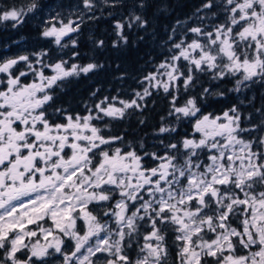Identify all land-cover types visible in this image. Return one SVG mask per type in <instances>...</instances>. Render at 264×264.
Returning a JSON list of instances; mask_svg holds the SVG:
<instances>
[{
	"label": "snow or ice",
	"instance_id": "snow-or-ice-1",
	"mask_svg": "<svg viewBox=\"0 0 264 264\" xmlns=\"http://www.w3.org/2000/svg\"><path fill=\"white\" fill-rule=\"evenodd\" d=\"M118 2L114 0L112 6ZM147 6L146 0L134 5L141 10ZM39 7L37 0L20 7L4 5L0 20L22 23ZM84 7L95 5L84 0ZM213 9L228 13L226 22L211 31L188 28L185 37L194 34L191 42H173L178 55L171 56L172 63L159 65L167 79L157 80V74L144 77L151 87L169 93L182 85L187 91L195 87L196 72L221 80L237 77L230 91L264 85V0H205L197 12H207L199 19L208 13L215 17ZM59 23L61 27L52 24L42 36L54 37L57 45L66 47L62 38L77 32L80 25ZM134 25L147 29L149 21L133 11L115 25L125 44L124 30ZM96 45L103 47L104 41ZM32 55L34 61L20 55L0 62L4 76L0 79V264H47L46 258L54 254L63 257L62 264H168V231L176 234L178 264H210L208 258L213 264H264V108L245 116L249 126L242 127L236 105L213 116L201 111L196 97L177 105L178 95L173 94L168 116L176 123H163L161 117L157 135L171 137L184 119L192 123V135L176 143L165 144L161 139L163 154L144 151L141 155L131 146L127 151L113 147L124 137L105 136L109 125L100 127L93 121L122 120L132 114L129 109L142 114L146 104L138 101L152 95L149 88L135 92L130 101L105 96L94 105L95 111L88 108L83 116L56 108L66 122L50 123L48 108L54 89L69 77L87 75L103 65L66 66L65 60L46 64L47 52ZM180 61L187 63L181 66ZM21 62L26 70L15 74ZM45 68L54 74L46 75ZM29 75L35 79L23 83L22 78ZM205 94H211L208 88L201 96ZM116 100L121 107L112 103ZM257 116L258 123H251ZM245 133L251 139H245ZM146 157L158 161L156 166L145 167ZM116 196L119 199L107 208ZM93 203L106 208L103 216L114 218L115 228L89 210ZM234 219L239 227L233 226ZM78 220L86 227L83 234L77 231ZM143 227L151 231L143 234L144 243L139 246L143 255L132 260L127 250ZM63 237L75 242L70 253L64 251ZM93 238L94 244L90 243ZM241 250L244 254H238Z\"/></svg>",
	"mask_w": 264,
	"mask_h": 264
},
{
	"label": "trees",
	"instance_id": "trees-1",
	"mask_svg": "<svg viewBox=\"0 0 264 264\" xmlns=\"http://www.w3.org/2000/svg\"><path fill=\"white\" fill-rule=\"evenodd\" d=\"M113 2L114 0H106L105 6L97 9L95 15H88L90 17H83L78 21L77 24L80 27L76 34L75 46L70 44L61 47L54 44L52 40L42 37L34 19L15 24L1 25L0 22V47L7 44V51L13 57L15 51H21V48H18L21 45L22 51L28 50L29 54L39 50L47 52L45 59L51 62L67 60L66 66L72 63L85 65L90 62L103 65L102 68L87 75L69 77L60 87L54 89V100L51 102L52 106L48 108V114L55 120H62V116L55 113L56 108H63L68 114L84 115L88 108H93L95 111L94 105L105 96L110 100L112 97H118L119 100L130 101L135 98V92H143L147 88L144 77L154 72L161 62L173 55V41L185 36L189 25L188 19L194 13H198L197 9L205 0H146L148 6L144 10L134 7L137 0H119L115 6H112ZM1 3L6 5L4 1H0V7H3ZM9 4L10 2L7 3ZM13 4L16 5V2ZM133 11L136 14H142L149 21V25L147 29L135 25L131 29L125 28V35L128 37V43L125 44L117 35L114 23L124 22ZM216 13L218 17L220 12ZM208 14L211 15V13ZM177 21L182 24L178 26ZM174 27L176 32L173 35ZM170 35L173 36L172 40H169ZM100 40L104 41L103 47L96 45V42ZM114 42L117 45L115 47ZM74 52L78 53V56H73ZM194 75L197 78L195 87L187 91L182 85L178 91L173 88L169 93L161 89H150L152 95L146 97L143 102L138 101L146 104L142 114L139 110L129 109L128 112L132 114H126L122 120L105 117L103 121H93V123L100 127L109 125V128L104 131L105 136H123L124 139L117 145L118 147L131 146L138 153L147 151L163 154L161 139L165 144L176 143L185 135H192V123L187 119L179 123L177 132L171 137L168 134L157 135L162 123L161 117L165 118L163 123H176L174 117L168 116L169 102L173 94L178 95L177 105H183L189 97H196L201 111L213 116L222 115L224 111L236 105L242 113V127L249 126V122L243 119L245 116L253 113L255 108H264V85L262 84H253L250 88L236 92L230 89L235 88L237 77L221 80L213 79L211 73L196 72ZM3 78L4 76L0 77V79ZM30 79H34L32 75L22 78V81L28 83ZM205 88H208L211 94L201 96ZM94 92L95 96L92 95ZM219 93L224 95L221 96ZM141 118L145 121L143 124L139 122ZM258 121L257 116L251 123H258ZM243 135L245 139H251V135L247 133ZM141 143L144 145L143 149L140 148ZM153 162L155 166L158 163V161ZM173 235L172 231H168L166 243L168 242L170 248V257L174 259L178 249L176 242L172 241ZM127 251L129 252V249ZM128 255L132 259V254Z\"/></svg>",
	"mask_w": 264,
	"mask_h": 264
},
{
	"label": "rangeland",
	"instance_id": "rangeland-1",
	"mask_svg": "<svg viewBox=\"0 0 264 264\" xmlns=\"http://www.w3.org/2000/svg\"><path fill=\"white\" fill-rule=\"evenodd\" d=\"M0 1H4L6 3V5H7L8 2H10V4L8 6H16V7H20L22 5H27L30 2V0H24L25 2H22L23 0H0ZM15 2H16V5L13 4ZM37 2L40 5V7L36 11H34L33 13H29L27 16L23 17V22H27V21H29L31 19H34L36 21V25L38 27V30L41 33V36H42V32L46 28L50 27L52 24H55L57 28L61 27V24L59 23V21H63L64 24H67L69 21H75V23L72 25V27H75L76 24L79 23L78 21H80V19H82L83 17H87L88 15H95V13H97L96 12L97 9H101V7L105 6V4H106V0H92V2L95 5V7H93L92 9H87V8L84 7V0H37ZM1 5L4 6L3 3H1ZM213 10L215 12H220L218 17L217 16L212 17L210 14H208L207 18H205L204 20H201V19H199V17L200 16H204L205 12H207V10H205V12L194 13L188 19L189 25H188L187 29L191 28V27H195V26H200V27H204L205 30H207V31H211L214 25H219V24L225 23L226 20H227L228 13H226L224 11H221L220 9H213ZM57 14H59V15H57ZM54 17L56 19H53ZM88 17H90V16H88ZM0 22H1V25L8 24V23L9 24H15L16 23V22H13L11 20H9V21L0 20ZM117 22L118 21H116V23ZM116 23H114V25H116ZM77 32H72L68 36L63 37L62 41H61V44H66V45H70L71 44L73 46L72 41L73 40L75 41ZM193 38H194V34L188 33L186 37L185 36H183V37L181 36L177 40H174L173 42H177L178 43V42H180L181 39H186V43H190ZM47 39L52 40V42L54 44H56L54 37H50V38H47ZM172 45H173V43H172ZM4 46L0 47V62H3V61H5V60H7L9 58H16V57L22 55L21 53H25L26 55H28L30 60L34 61L36 59V57L32 55L33 53L29 54L28 50L22 51L23 47L21 45L18 46V48H21V51H15L14 57L11 56V54L7 51L8 50V48H7L8 45L6 44V46L5 47ZM40 52H44V51H40L39 50L36 53H40ZM174 54L178 55V50L173 48V55ZM170 58L167 59V60H164L161 63H164L165 61H167L168 63H172ZM59 61L60 60H56V61L51 62L50 60L45 59V63L46 64H55V63H57ZM178 63L181 66H183L187 62L180 61ZM70 65H68V66H70ZM159 65L157 66L156 70L154 72L150 73V74H157V80L164 81V80L167 79V77L165 75H163V73L166 70L160 68ZM23 70H26V68H25L24 63L21 62L19 65H17L16 72L23 71ZM182 70H184L185 73H187V69L186 68H183ZM44 71H45V74L49 75V76L54 74L52 72V70L49 69V68H45ZM33 78L35 79V77H33ZM32 80L33 79H30L28 81V83L32 82ZM152 83L154 84L155 81H153ZM177 83H179V82H177ZM25 84H27V83H25ZM146 87L149 88V90L150 89H156V90L161 89V90H163L162 87H159V88L151 87L148 81H146ZM112 103L116 104V106H118V107H121V105H119V103H118V100L117 101H112ZM86 114H84V115H86ZM64 122H66V121H64ZM191 134H192V132H191ZM197 136H198V134H197ZM117 145H118V141L116 142L115 145H113V147H118ZM121 148H123L125 151L128 150V147H126V146H122ZM138 154H141V153H138ZM204 159H205V162H207L206 161V157H204ZM153 167H155V166H153ZM22 199L26 200V199H28V197H24ZM116 199H119V197L118 196L114 197V199L112 201H110L109 205L107 204L106 207L107 208L112 207V205L115 203ZM14 203H17V202H14ZM89 210L92 211L93 214L97 215L98 218L101 219V222L108 221V224H109V226L111 228H115L116 227V225L114 223V218H109V217H104L103 216V211L106 210V208H102L101 205L93 203V204L89 205ZM50 223L51 222L48 221V224H50ZM79 223L82 226V228L79 229V232H80V234H83L84 231L86 230V227H85L84 222L82 220H79ZM232 224H233V226L239 227V221L238 220H235V219L232 220ZM150 231H151V229L149 227L141 228L140 236L137 238V240L133 241L132 247L129 249V252H128V254L129 253L132 254V260H135L137 258V256H138V254L139 255H143L142 253H139V246H142L143 243H144L143 234H146L147 232H150ZM101 235H103V233ZM175 235L176 234L174 233V235H173L174 239L172 240L174 242H176L175 241ZM41 242L43 243L44 241L41 239ZM170 242H171V239H170ZM66 243H67V247H65ZM90 243L94 244L95 243V238H93L92 241H90ZM74 244H75L74 241H71V242L64 241V247H65L66 250H69V253L72 250H74ZM176 244H177V242H176ZM166 246H167L168 253H169L168 264H178V257H177V251L178 250L176 251V256L173 259L172 257H170L171 253H170V248H169L168 242L166 243ZM49 251L53 252L54 250L50 249ZM82 251H84V250H82ZM238 254H244V252L241 250V251L238 252ZM54 255H59V254H54ZM97 255H101V254H97ZM93 259H95V257ZM208 260H211V258H208ZM62 261H63V258L60 259L59 257H52L50 264H62ZM202 264H203V262H202ZM210 264H213L212 260L210 261Z\"/></svg>",
	"mask_w": 264,
	"mask_h": 264
},
{
	"label": "flooded vegetation",
	"instance_id": "flooded-vegetation-1",
	"mask_svg": "<svg viewBox=\"0 0 264 264\" xmlns=\"http://www.w3.org/2000/svg\"><path fill=\"white\" fill-rule=\"evenodd\" d=\"M0 77H3V76L0 75ZM0 87H3V86L0 85ZM48 116H49L50 123H65V122H64L65 119H64L63 116H62V120H55L53 117H50L49 114H48ZM73 116H75V115H73ZM81 116H83V115H81ZM120 143H121V141H118V144H120ZM119 147H121V146H119ZM66 151H67V150H66ZM139 153H141V152H139ZM141 154H143V153H141ZM143 164H144L145 167H148V168H151V167L155 166L153 160L150 159V158L148 159L147 157H146V159H144ZM33 195H36V194L34 193ZM109 203H110V202H108L107 204L109 205ZM81 228H82V226L80 225L79 220H78V221H77V231H79V229H81ZM63 239H64V241H66V242H71V241H73V240L68 239L67 237H63ZM65 247H67V243L65 244ZM65 247H64V249H65ZM64 251H65V252H69V250H66V249H65ZM18 255H19V254H18ZM52 257H59L60 259L63 258V257L60 256V255H53V256H51V257H47V258H46V260H47V264H50V262H51V258H52ZM37 264H40V262L38 261Z\"/></svg>",
	"mask_w": 264,
	"mask_h": 264
}]
</instances>
